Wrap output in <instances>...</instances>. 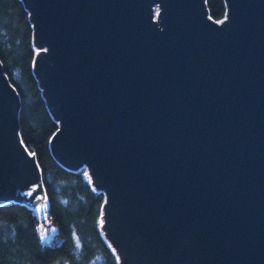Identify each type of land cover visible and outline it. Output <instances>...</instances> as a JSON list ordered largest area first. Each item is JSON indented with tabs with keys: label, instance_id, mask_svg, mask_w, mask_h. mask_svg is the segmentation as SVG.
Instances as JSON below:
<instances>
[{
	"label": "water",
	"instance_id": "water-1",
	"mask_svg": "<svg viewBox=\"0 0 264 264\" xmlns=\"http://www.w3.org/2000/svg\"><path fill=\"white\" fill-rule=\"evenodd\" d=\"M22 1L51 152L104 192L119 264H264V0L219 21L205 0ZM18 108L0 62V201L34 203Z\"/></svg>",
	"mask_w": 264,
	"mask_h": 264
},
{
	"label": "trees",
	"instance_id": "trees-1",
	"mask_svg": "<svg viewBox=\"0 0 264 264\" xmlns=\"http://www.w3.org/2000/svg\"><path fill=\"white\" fill-rule=\"evenodd\" d=\"M209 16L219 21L226 0H205ZM33 26L22 0H0V62L19 97L18 133L33 154L43 186L47 237L39 231L33 207L38 201H0V264H119L100 225L105 194L86 169L67 168L51 152L59 124L49 111L33 70Z\"/></svg>",
	"mask_w": 264,
	"mask_h": 264
},
{
	"label": "rangeland",
	"instance_id": "rangeland-1",
	"mask_svg": "<svg viewBox=\"0 0 264 264\" xmlns=\"http://www.w3.org/2000/svg\"><path fill=\"white\" fill-rule=\"evenodd\" d=\"M157 11H158V2H154L153 3V14H154L155 19H156ZM82 167L86 169L89 181L91 182L90 175L88 174V169L86 168L85 165H83ZM37 216H38L39 221H40V224H39L40 234L42 235V237H47L50 234V232L52 231V227L49 225V223H47V220H45V218H44L45 213H43L42 216H39L37 214Z\"/></svg>",
	"mask_w": 264,
	"mask_h": 264
}]
</instances>
